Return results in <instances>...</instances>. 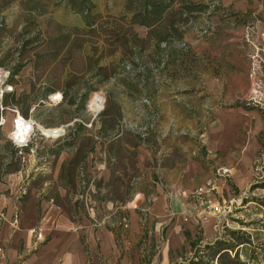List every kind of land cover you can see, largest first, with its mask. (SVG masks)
<instances>
[{
  "label": "crops",
  "instance_id": "1",
  "mask_svg": "<svg viewBox=\"0 0 264 264\" xmlns=\"http://www.w3.org/2000/svg\"><path fill=\"white\" fill-rule=\"evenodd\" d=\"M40 1L47 12L41 15L30 12V18L47 17L50 25L86 29V35L62 31L63 34L52 36L53 44L64 35L67 40L64 52L76 37L87 38L94 33L90 32L83 17L73 11L71 1ZM127 1L91 0V3L94 11L104 15L115 10L125 12ZM5 2L0 0V11L7 8ZM10 2L8 5H17L27 13L32 7V4H22V0ZM59 11L79 17L75 23L63 22L57 18ZM131 27L139 38H151L155 42L152 36H148L149 30L145 26L133 24ZM52 44H49V53L55 52ZM191 52L192 57H197L196 51L191 49ZM99 68L103 66L94 61L93 73ZM155 73L160 74L161 70L150 69L147 74ZM160 79L149 78L145 90L155 93L150 98L158 119L162 120V87L164 91L171 88L162 86ZM8 85L13 89L3 94L0 107V264H171L172 254L189 246L187 234L191 240H197L201 237L200 231L209 232L213 220L201 221L197 204L181 195V191L188 192L214 180L217 196H212L211 201L220 204L225 201L224 195L230 199V193L239 186L238 182H243L240 177L247 173L246 167L238 173L236 170L234 183H227L222 176L217 177L216 172L222 166L217 165L221 160L216 159L218 154L215 151L217 140L223 137L221 131H210L207 147L201 153L190 156L173 150L164 153L166 147L162 144L160 130L155 129L146 140H140L133 131L135 129L126 124L127 120L119 109L121 104L115 103L118 108L113 112L110 102L105 112L89 120L79 114L67 118L62 115L56 123L38 120L41 126L62 129L65 134L49 140L42 137L38 144L25 151L26 148L13 142L11 135L15 127L14 110L19 111L12 96L16 100L20 97L27 99L30 115L25 118L20 114L24 119L34 118L31 111L44 96L39 100L33 97L32 86L19 88L17 82L14 86ZM125 86L129 95L133 89L140 88L128 82ZM2 88L0 86V90ZM37 88L54 89L47 96L51 95L52 106L47 109L48 113L55 107L68 104V99L59 92L64 87L43 82ZM57 93L60 97L52 99ZM60 98L63 101L55 103ZM168 102L169 99H164L166 114L170 108ZM213 110L217 122L227 121L232 110L248 112L230 105L229 109H222L219 104ZM202 114L201 111L199 117L195 116L200 118ZM78 153L84 157L77 164L71 163ZM84 174L92 176L87 189ZM86 194L90 195V200L85 203L84 211L75 205ZM73 213L75 220L72 219ZM124 218L128 219V227L123 224ZM101 221L103 226H95ZM79 225L83 231L78 230ZM35 229H41L45 239H36Z\"/></svg>",
  "mask_w": 264,
  "mask_h": 264
},
{
  "label": "rangeland",
  "instance_id": "2",
  "mask_svg": "<svg viewBox=\"0 0 264 264\" xmlns=\"http://www.w3.org/2000/svg\"><path fill=\"white\" fill-rule=\"evenodd\" d=\"M183 1L199 7L190 23L198 21L193 26L190 23L182 26L183 38L175 43L183 55H171L165 44L157 47L151 38H146L133 46H137V63L127 50V44L115 48L118 45L107 42L99 32L90 33L87 38L76 37L65 52L59 53L60 57L54 58L48 53L47 39L63 32L86 35V29L50 25L47 17L35 18L32 22L29 13L21 11L19 6L7 5L0 11V67L1 71L12 75L14 68L21 64L22 72L18 74L21 78L14 77L15 81H9V75L2 76L0 82L13 86L17 82L19 88L25 89L32 86L35 92L32 96L37 100L43 97L45 90L37 88L43 82L64 87L59 92L62 96L65 93L66 99L77 91L78 97L86 95L83 109L64 104L49 113L51 95L40 99L37 109L31 111L37 122L45 119L56 123L62 115L67 118L70 114H79L89 120L101 115L109 102L113 112L118 108L115 103H120L119 109L129 127L139 132L147 131L146 137L155 129L161 131L162 144L166 147L164 153L172 150L181 151L185 156L201 153L207 147L210 131H221L223 137L217 140L215 151L216 159L221 160L217 165L222 166L216 172L217 177L234 183L233 177L242 168L246 167L247 173L240 177L243 182H238V190H232L230 199L224 195L225 201L220 202L223 213L213 218L209 232L200 231V236L204 242H210L221 237L226 229L246 232L253 237L251 251L256 257L254 263L249 264H264V0ZM203 6L206 8L202 10ZM121 14L115 10L102 15L100 21L115 18L120 25L117 28L111 24V29L135 33L128 21L119 18ZM78 17L64 11L57 14L63 22L75 23ZM30 38L33 41L26 44ZM191 49L198 53L197 57H192ZM37 54L43 57L36 68ZM94 61L104 68L100 76H93ZM150 69H160L161 73L149 75ZM193 71L196 73H191ZM149 78H161L162 86L171 88L164 91L162 87V120L158 119L150 98L155 93L145 90ZM127 82L140 88L133 89L129 95ZM0 86L3 87L1 83ZM58 95L52 99L59 98ZM95 95L104 103L99 113L90 108ZM164 99L170 101L168 114L163 109ZM55 101L58 104L63 100ZM217 104L222 109L239 104L256 110L246 113L232 110L227 121L217 122L213 110ZM201 111L203 114L197 118ZM37 133L34 145L42 137L50 139L44 136L43 129ZM213 196H217V190ZM103 224L101 221L96 225L99 228ZM77 228L83 231L81 225ZM43 239L44 236L38 240ZM186 251V256L191 255L190 246H186Z\"/></svg>",
  "mask_w": 264,
  "mask_h": 264
},
{
  "label": "trees",
  "instance_id": "3",
  "mask_svg": "<svg viewBox=\"0 0 264 264\" xmlns=\"http://www.w3.org/2000/svg\"><path fill=\"white\" fill-rule=\"evenodd\" d=\"M69 1H71L72 6L74 7L73 11L83 17L87 26L91 30L90 32L102 33L105 36L106 41L112 42L113 46L118 45L117 48L123 44H127V50L130 54H132L134 62L137 63V52L135 50V47L137 46H133L136 43L138 45V42H144V39L139 38L136 33H119V31H117L118 29H111V24H115L117 28L120 25L117 23L119 21L115 18H112L113 20H110V18L106 21H98L101 20L103 16L94 11V6L92 5L91 0ZM183 2L185 1L181 0L177 3L175 0H128L126 11L119 15V18L128 21L130 26L133 24L145 26L149 30L148 36H152L157 47H161L162 44H165L166 48L171 51V54L181 56L183 55L182 50H178L175 43L183 38L182 26L191 22V17L198 11L197 9L199 8L196 4ZM9 3H11L10 0H6L5 5H8ZM22 4L26 6L32 4V9H28L29 15H31L30 12L37 13L39 15L47 12L40 0H22ZM174 4H179L180 7L175 8ZM205 8L206 6H203L201 9L203 10ZM34 20L35 19L32 18V22ZM63 36L53 44L50 39L45 41L47 48L49 47V44H52V49H54L55 52L49 53L48 50V53L54 58H56L66 46L67 40ZM32 41L33 39L30 38L26 44ZM141 49L142 47L140 50ZM42 57L43 54L36 55V59L38 60L36 61V68L38 67L37 65L39 64V59ZM21 69L22 65L18 64L14 68L12 75L10 73L11 76L9 81H13L14 76L18 75ZM103 70L104 68H99L98 72L93 76H100L102 74L101 71ZM106 78L109 79L108 74L106 75ZM44 90V98H47L48 94L54 91V89L51 88H46ZM78 94L79 92L77 91L74 95H72V97L68 98V104L76 105L77 109H83V103L86 99V95L82 98L78 97ZM63 95L65 99V93ZM12 101L13 104L18 107L22 116L25 118L29 117L30 106L27 105V99L25 97H20L16 100L15 96H12ZM3 102L5 103V98ZM239 107H242L247 111L256 110V108L246 105L243 106L238 104L233 106V108ZM103 112H105V110ZM123 131L125 132L127 130L125 129ZM133 131L140 140H146L147 131L139 132L136 131V129ZM28 148H26L25 151H27ZM83 157L84 156H81V153H78L71 163L77 164ZM83 179L85 181V189H87L90 181L92 180V176L84 174ZM237 190L238 189H236V191ZM75 206L86 211V204L83 200H78ZM71 215L72 219L75 220L73 216L74 213ZM187 238L191 255L186 256V248L178 250L176 254H172L171 264H249L250 262L254 263L256 258L254 251H251L254 244L253 237L241 230L226 229L221 237H218L210 242H204L202 237L197 240H191L188 234ZM152 255L153 254L151 253L150 257H152Z\"/></svg>",
  "mask_w": 264,
  "mask_h": 264
},
{
  "label": "built area",
  "instance_id": "4",
  "mask_svg": "<svg viewBox=\"0 0 264 264\" xmlns=\"http://www.w3.org/2000/svg\"><path fill=\"white\" fill-rule=\"evenodd\" d=\"M8 74V75H6ZM9 72L8 71H1L0 73V78L2 76H9ZM3 86V88L0 90V107H2L1 105V101L3 98V94L7 91H9L8 89L11 87V90L13 89L12 86L8 85V83H5V81H1L0 82ZM55 97V96H54ZM57 99V98H55ZM61 100V99H60ZM104 104V103H103ZM102 104V107H103ZM102 108H100L99 110L95 111V113H99V111ZM94 111V110H93ZM14 113L16 115L15 120H14V124H16L17 120L22 118L24 119L18 110H14ZM24 121L26 122V124L28 125L29 131H28V136L26 138V143L24 144H20L17 143L19 145V147L22 148H28L31 145H34V142L37 139V131L41 130L43 127L40 125L39 122H37L35 119L30 118V119H24ZM50 129V128H49ZM58 130L57 134H52V135H44L47 138H59L61 136H63L65 134V131L62 129H56ZM16 131V128L14 127V130L12 132V134ZM11 134V135H12ZM217 190V186H216V182L214 180H209L207 181L206 184L201 185L191 191H181V195L187 196L189 198H191L195 204H197V209L199 211V218L201 221H206L210 218H216L217 216L221 215L223 213V207L220 204H215L211 201V198L213 196V194L216 192ZM83 200L85 201V203H87L90 200V195L86 194L85 196H83ZM123 224L125 227H128V219L124 218L123 219ZM97 226V225H96ZM35 236L38 239L43 238V233L41 231V229H35L34 230ZM0 253H2V249L0 248Z\"/></svg>",
  "mask_w": 264,
  "mask_h": 264
},
{
  "label": "clouds",
  "instance_id": "5",
  "mask_svg": "<svg viewBox=\"0 0 264 264\" xmlns=\"http://www.w3.org/2000/svg\"><path fill=\"white\" fill-rule=\"evenodd\" d=\"M8 90L11 91V87ZM15 128L16 131L12 134L13 142L20 144L26 143V138L28 136V131H29L26 122L22 118L18 119L15 124Z\"/></svg>",
  "mask_w": 264,
  "mask_h": 264
},
{
  "label": "bare ground",
  "instance_id": "6",
  "mask_svg": "<svg viewBox=\"0 0 264 264\" xmlns=\"http://www.w3.org/2000/svg\"><path fill=\"white\" fill-rule=\"evenodd\" d=\"M101 106H102V100L98 96L95 95L90 101V108L94 111H97L101 108ZM42 129H43V133L46 135H52V134L55 135L58 133V130L56 129H45V128H42Z\"/></svg>",
  "mask_w": 264,
  "mask_h": 264
}]
</instances>
